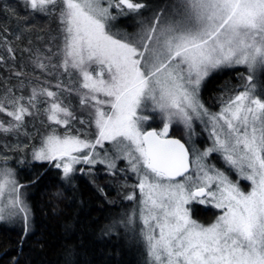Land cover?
I'll return each instance as SVG.
<instances>
[{"label": "snow or ice", "instance_id": "6c2138e0", "mask_svg": "<svg viewBox=\"0 0 264 264\" xmlns=\"http://www.w3.org/2000/svg\"><path fill=\"white\" fill-rule=\"evenodd\" d=\"M26 6L45 15L58 9L64 26L62 66L82 76L87 92L81 104L94 102L97 129L94 141L52 132L33 158L55 161L54 167L70 178L74 165L96 163V146L110 141L139 178L140 235L150 264H264V83L253 82V74L264 69V0H173L151 20L139 19L133 33L113 31L114 22L142 16L143 0H26ZM239 66L249 72L243 90L210 113L200 99L202 85L213 72ZM40 94L56 96L47 89ZM36 97L33 89L28 104ZM24 99L8 101L12 110L0 103V113L15 121L7 127L0 121V130L19 129L32 115ZM48 112L49 120L66 126L73 116L55 101ZM145 112L163 120L159 131L144 128L151 118ZM194 116L208 117L214 145L203 153L193 149L196 170L188 174L189 149L168 133L173 123L190 130ZM214 152L238 173L237 180L203 162ZM241 179L250 182L248 191ZM22 187L5 169L0 200L6 190L8 196L0 220L6 218L5 208L9 217L23 213L27 231ZM192 203H211L221 214L202 225L192 218ZM134 216L128 217L129 225Z\"/></svg>", "mask_w": 264, "mask_h": 264}, {"label": "trees", "instance_id": "16d2710c", "mask_svg": "<svg viewBox=\"0 0 264 264\" xmlns=\"http://www.w3.org/2000/svg\"><path fill=\"white\" fill-rule=\"evenodd\" d=\"M143 2L147 7L142 9V16H126L125 21L115 22L113 31L135 32L139 19L151 20L157 10L166 9L173 0ZM56 12L45 15L33 12L21 2L1 1L0 102L10 95L11 88L16 97H29L33 89L41 93L43 87L71 86L70 81L76 86L80 81L77 69H72L70 76L67 74L70 69L63 73L56 71L61 60L54 55L55 46L64 37L58 9ZM40 63L43 68L39 67ZM8 70L14 73L10 75ZM241 70L245 69L224 68L207 78L201 99L208 109L218 107L216 98L220 92L243 84ZM256 80L264 83V69L256 73ZM75 112L76 118L83 115ZM41 117L45 115L37 111L31 122ZM3 123L8 125V117ZM156 124L152 128L158 131L161 123L156 121ZM168 136L184 141L188 131L182 125H174ZM122 163L127 168L126 174L119 170L105 172L97 165L65 178L63 171L52 163L20 161L17 180L28 197V229L21 217L0 222V264H147V248L135 219L133 224L127 223L128 217L138 211L139 194L134 189L137 180L135 172L129 171V164ZM132 194L136 199H127ZM194 215L202 222L214 217L212 209L202 207H197Z\"/></svg>", "mask_w": 264, "mask_h": 264}, {"label": "rangeland", "instance_id": "374dc122", "mask_svg": "<svg viewBox=\"0 0 264 264\" xmlns=\"http://www.w3.org/2000/svg\"><path fill=\"white\" fill-rule=\"evenodd\" d=\"M1 1L4 2H11L12 0H0V4ZM13 1H17V2H21L23 5L26 6V0H13ZM27 7V6H26ZM4 8V7H3ZM28 8V7H27ZM30 9V8H29ZM114 14L117 12L116 9H113ZM57 12L55 11L54 13H49L48 15H53L56 14ZM125 18V20L127 19L126 16H122L119 17V19H117L115 22H122L125 21L123 20ZM114 22V23H115ZM56 51L55 54L56 56L59 57V59L61 60V66L60 68H57L56 71H59L60 73H63L65 70L62 67V62L64 59V52H63V48H64V37H62V39L60 38V41L58 42V45L56 44ZM8 48V47H7ZM1 60H4L3 58H1ZM47 62V60H46ZM244 68L245 70H241L240 73L243 74V84L242 85H237L234 86L231 90H224L222 92H220L221 94H218L219 96H217L216 98V105L218 106L216 109H208L205 105V107L209 110L210 113H218L222 106H223V101L227 100L229 96H232L236 93H238L239 91L243 90V86L245 85L246 81V77L249 75V72L247 71L246 67L244 66H239ZM53 69V68H52ZM69 71L67 72V74H71L72 69L71 66H69ZM261 69H258L256 71V73H258ZM78 72V76L79 78L82 79V76L80 75L79 71L76 70ZM7 72H10V70H8ZM14 72H10V75H12ZM256 73L253 74V82L256 83ZM74 74V73H73ZM10 75H8L10 77ZM67 77V76H66ZM78 81V83H76V86H74L72 81H68L69 84L71 86H62L61 84L59 85H55L54 87H50L52 89L49 88H44L43 89H48L49 91L55 92L56 96L55 97H48L43 94H39L40 92L37 93V97L36 100L33 101V104H31V106H29L28 104V96L24 97L25 99L23 101L27 102V105L24 103L28 108L29 111L32 113V115L38 111L39 115L43 112V114L45 115V117H41V119H36L33 120L31 122L32 119V115L31 116H25L24 122H23V126L19 129H13L10 132H4L2 130H0V181L3 180L4 178V170L5 169H11L13 171L14 174V178L17 180V167H18V163L20 161H25V162H29V163H33V162H39L36 161L33 158V151L38 149L40 147V145L43 142V139L51 134L52 132H55L57 135H77L82 139H87L89 141H94L96 138V133H97V129L94 123V119L92 117V112L94 111H89V108L92 109L91 104L94 102H90L89 104H81V96L87 92V89H83L82 87V83L83 80ZM80 82V84H79ZM61 85V86H60ZM80 86L82 87V89L80 88ZM5 88L7 89V86H5ZM19 90L22 89V87L18 88ZM203 89V85L200 91V99H201V93ZM10 95H5V97H3V101L0 103H4L6 107H13L14 105L8 103V101L14 99L16 96L13 95L15 94V91L11 88L8 89ZM1 96V95H0ZM18 97V96H17ZM30 97V96H29ZM103 98V97H101ZM55 101L61 104L62 107H66L72 114V117L67 118L69 120L68 125H64V124H55L53 121L48 119V109L50 108V104ZM202 101V99H201ZM203 102V101H202ZM204 104V102H203ZM88 106L86 111H84V107ZM9 110H12L11 108H9ZM105 110L107 111V107H105ZM78 111L79 114L83 113V115H81L80 118H76V112ZM3 114V117H0V121L4 122V119H7V115L5 113H1ZM61 118H65L63 117V114L61 113ZM144 115H148L151 118L149 119V121L144 125V128L146 130H150L153 129L152 126L157 125V123H161L159 127V130L163 127V120L160 118V116L157 113H152V112H145ZM8 121H11L13 124L15 123V121L12 120L11 117H8ZM30 121V122H29ZM175 125V127H181V125L183 126L184 129H186L188 131V136H186V138L184 139V142L186 143L189 152L191 154V163H192V170L189 174H192L195 170H196V161H195V155L193 153V149H196L198 152L203 153L207 148L213 147L214 145V138L212 136V125L211 122L209 121L208 117H201V118H197V117H193V121H192V127L191 129H187L185 127V125L183 124H177L174 123L172 124V126L169 129V132L171 131L172 127ZM8 125L5 124V127H7ZM158 130V131H159ZM169 134V133H168ZM87 151V150H85ZM96 153H98L99 155H96ZM94 159L97 161L94 164H76L74 165L76 171H74L73 173H76L78 171L82 172L83 169L85 167H94L97 165H101L103 167V171H107L109 173H112L113 171L119 170L122 173L126 174V170L127 168L124 167V163L122 162H126L129 164L128 160L126 158L123 157V154H119V158L117 157V153L115 152L114 149V145L112 142L110 141H104L103 145H97L96 149H95V153H93ZM22 159V160H21ZM103 160V163H100V161ZM47 162V161H46ZM115 163V167L114 168H109V163ZM204 163H207L209 165H214L217 169H219L220 171L225 172L227 175H229L230 179L232 180H237L238 177V173L234 170L231 169L229 167V165L224 161V159L222 158V154L219 152H214L212 153L210 156L206 157L205 160L203 161ZM52 164H55V161L52 162ZM129 171L131 170V165L129 164L128 166ZM62 170V169H60ZM90 169H87V171ZM125 170V171H124ZM134 175V179L137 180V183H135V185H137L139 183V178L137 173L133 174ZM18 181V180H17ZM134 185V184H133ZM132 185V187H133ZM134 185V189H137L139 197H138V211L135 214V222L137 224V228L138 231L140 233L141 228H143V224L142 221L140 220V210L142 208V205L140 203L141 200V194L138 188H136ZM249 185L250 182L245 181V180H240V186L242 187L243 190L248 191L249 190ZM20 194H21V199L23 201V204L26 206L27 210H28V223H29V217H30V210H29V204H28V197L26 192L24 193L21 188H20ZM8 196V191L6 190L5 192V199L0 200V207H3L4 204L6 203V197ZM191 209V214H192V218L195 219L196 221H198L200 224L202 225H210L213 222H215V220L217 219V217L221 214V210L217 209L216 207H214L213 204L211 203H205L203 205L198 204V203H192L188 206ZM197 207H202L204 209H212L214 217L212 219H210V221L207 222H202L200 220H198L197 218H195L196 216L194 215V213L196 212ZM9 211V209L5 208V219L4 220H0V222H11L13 221L15 218L17 217H21L23 219V213H17L16 215H13L11 217L7 216V212ZM24 221V219H23ZM25 223V221H24ZM141 236V235H140ZM144 242V241H143ZM146 245V244H145ZM147 257H148V263L150 264V257L148 256L147 253Z\"/></svg>", "mask_w": 264, "mask_h": 264}, {"label": "water", "instance_id": "95a60500", "mask_svg": "<svg viewBox=\"0 0 264 264\" xmlns=\"http://www.w3.org/2000/svg\"><path fill=\"white\" fill-rule=\"evenodd\" d=\"M169 138L179 139L182 143L185 144V147L188 148L187 145H186V143H185L184 141H182L180 138L175 137V136H169ZM189 162H190V168H189V172H190V171H191V168H192L191 154H190V152H189ZM186 175H187V174H186ZM178 179H179V178H178Z\"/></svg>", "mask_w": 264, "mask_h": 264}]
</instances>
